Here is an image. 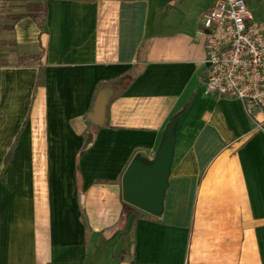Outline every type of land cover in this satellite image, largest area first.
<instances>
[{"label": "crops", "instance_id": "1", "mask_svg": "<svg viewBox=\"0 0 264 264\" xmlns=\"http://www.w3.org/2000/svg\"><path fill=\"white\" fill-rule=\"evenodd\" d=\"M213 2L0 0V264H264V133L203 93ZM174 115L162 212L129 223L122 174Z\"/></svg>", "mask_w": 264, "mask_h": 264}, {"label": "built area", "instance_id": "2", "mask_svg": "<svg viewBox=\"0 0 264 264\" xmlns=\"http://www.w3.org/2000/svg\"><path fill=\"white\" fill-rule=\"evenodd\" d=\"M200 25L203 93L239 100L252 130L264 133V20L244 0H214Z\"/></svg>", "mask_w": 264, "mask_h": 264}, {"label": "water", "instance_id": "3", "mask_svg": "<svg viewBox=\"0 0 264 264\" xmlns=\"http://www.w3.org/2000/svg\"><path fill=\"white\" fill-rule=\"evenodd\" d=\"M113 91L105 86L95 94L92 109L86 114L89 121L102 125L106 105ZM177 115L170 117L151 158L135 154L121 177L122 200L146 213L158 216L162 212L165 190L174 146Z\"/></svg>", "mask_w": 264, "mask_h": 264}, {"label": "trees", "instance_id": "4", "mask_svg": "<svg viewBox=\"0 0 264 264\" xmlns=\"http://www.w3.org/2000/svg\"><path fill=\"white\" fill-rule=\"evenodd\" d=\"M32 5H28V8H31ZM33 13H30L32 18H34L38 24V27L40 29V32L43 30V20L45 15V10L43 7L42 2H35L33 6ZM139 210L135 207L123 202L122 203V209H121V218L123 220H127L129 223L133 222L135 218L139 217L138 215Z\"/></svg>", "mask_w": 264, "mask_h": 264}, {"label": "rangeland", "instance_id": "5", "mask_svg": "<svg viewBox=\"0 0 264 264\" xmlns=\"http://www.w3.org/2000/svg\"><path fill=\"white\" fill-rule=\"evenodd\" d=\"M5 1V0H4Z\"/></svg>", "mask_w": 264, "mask_h": 264}]
</instances>
